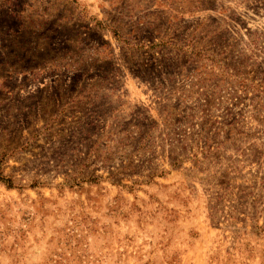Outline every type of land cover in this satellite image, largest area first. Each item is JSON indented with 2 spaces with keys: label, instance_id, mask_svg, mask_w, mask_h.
<instances>
[{
  "label": "rangeland",
  "instance_id": "obj_1",
  "mask_svg": "<svg viewBox=\"0 0 264 264\" xmlns=\"http://www.w3.org/2000/svg\"><path fill=\"white\" fill-rule=\"evenodd\" d=\"M0 264H264V0H0Z\"/></svg>",
  "mask_w": 264,
  "mask_h": 264
}]
</instances>
